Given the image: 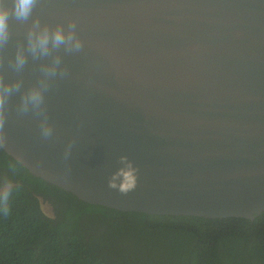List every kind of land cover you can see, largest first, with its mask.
<instances>
[{"label":"water","instance_id":"1","mask_svg":"<svg viewBox=\"0 0 264 264\" xmlns=\"http://www.w3.org/2000/svg\"><path fill=\"white\" fill-rule=\"evenodd\" d=\"M33 14L49 25L75 20L84 50L62 53L69 74L46 94L51 139L37 117L16 114L12 98L1 147L9 156L121 211L212 219L264 211V0H39ZM11 27L7 54L27 25ZM38 75L30 59L25 85ZM121 155L137 168L126 195L109 187L133 179L111 177Z\"/></svg>","mask_w":264,"mask_h":264},{"label":"trees","instance_id":"2","mask_svg":"<svg viewBox=\"0 0 264 264\" xmlns=\"http://www.w3.org/2000/svg\"><path fill=\"white\" fill-rule=\"evenodd\" d=\"M0 264H264L253 219L121 211L34 176L0 147ZM46 205L49 206L46 211Z\"/></svg>","mask_w":264,"mask_h":264},{"label":"clouds","instance_id":"3","mask_svg":"<svg viewBox=\"0 0 264 264\" xmlns=\"http://www.w3.org/2000/svg\"><path fill=\"white\" fill-rule=\"evenodd\" d=\"M38 2L39 0H0V147L6 143L5 124L10 101L14 96H18L16 114L37 117L41 138L49 140L53 137L54 128L47 113L46 94L53 82L64 79L69 74L62 53L76 54L84 50V41L78 34L75 20L69 19L66 25L42 23L33 14ZM12 22L27 27L23 40H16L13 52L7 54L13 39ZM30 59L39 62V75L34 82L25 85L23 73ZM5 69L14 75L7 78ZM71 148L70 141L64 149L65 160L68 159ZM118 160V167L111 177L127 172L133 179L124 186H118L110 179L109 187L126 195L136 187L137 168L127 156L121 155ZM8 196L7 189L0 190V212L4 215L8 214Z\"/></svg>","mask_w":264,"mask_h":264},{"label":"rangeland","instance_id":"4","mask_svg":"<svg viewBox=\"0 0 264 264\" xmlns=\"http://www.w3.org/2000/svg\"><path fill=\"white\" fill-rule=\"evenodd\" d=\"M46 209H49V206L48 205H46ZM227 263H228L227 258L223 259V264H227Z\"/></svg>","mask_w":264,"mask_h":264},{"label":"flooded vegetation","instance_id":"5","mask_svg":"<svg viewBox=\"0 0 264 264\" xmlns=\"http://www.w3.org/2000/svg\"><path fill=\"white\" fill-rule=\"evenodd\" d=\"M46 209V208H45ZM46 211H48V209H46Z\"/></svg>","mask_w":264,"mask_h":264}]
</instances>
